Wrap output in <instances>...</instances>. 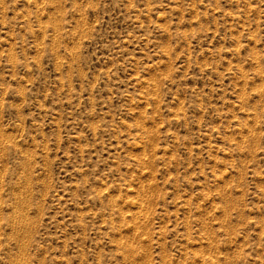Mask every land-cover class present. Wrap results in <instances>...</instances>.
Returning a JSON list of instances; mask_svg holds the SVG:
<instances>
[{"label": "rangeland", "instance_id": "obj_1", "mask_svg": "<svg viewBox=\"0 0 264 264\" xmlns=\"http://www.w3.org/2000/svg\"><path fill=\"white\" fill-rule=\"evenodd\" d=\"M0 264H264V0H0Z\"/></svg>", "mask_w": 264, "mask_h": 264}]
</instances>
